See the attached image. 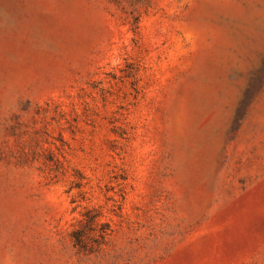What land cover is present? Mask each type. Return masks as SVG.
Instances as JSON below:
<instances>
[{"label":"rangeland","instance_id":"1","mask_svg":"<svg viewBox=\"0 0 264 264\" xmlns=\"http://www.w3.org/2000/svg\"><path fill=\"white\" fill-rule=\"evenodd\" d=\"M0 264H264V0H0Z\"/></svg>","mask_w":264,"mask_h":264}]
</instances>
